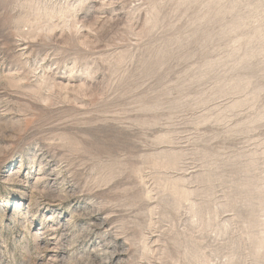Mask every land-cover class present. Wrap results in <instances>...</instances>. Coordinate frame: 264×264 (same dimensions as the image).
<instances>
[{
  "label": "rangeland",
  "instance_id": "1",
  "mask_svg": "<svg viewBox=\"0 0 264 264\" xmlns=\"http://www.w3.org/2000/svg\"><path fill=\"white\" fill-rule=\"evenodd\" d=\"M0 264H264V0H0Z\"/></svg>",
  "mask_w": 264,
  "mask_h": 264
}]
</instances>
